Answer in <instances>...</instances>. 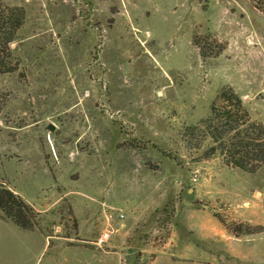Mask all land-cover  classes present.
<instances>
[{"label":"rangeland","instance_id":"rangeland-1","mask_svg":"<svg viewBox=\"0 0 264 264\" xmlns=\"http://www.w3.org/2000/svg\"><path fill=\"white\" fill-rule=\"evenodd\" d=\"M12 6L0 184L36 214L0 217V264H264V165L182 135L222 89L264 127V0Z\"/></svg>","mask_w":264,"mask_h":264},{"label":"trees","instance_id":"trees-1","mask_svg":"<svg viewBox=\"0 0 264 264\" xmlns=\"http://www.w3.org/2000/svg\"><path fill=\"white\" fill-rule=\"evenodd\" d=\"M25 11L20 6L0 8V72L14 68L7 61L5 52L11 53L10 43L22 25ZM225 104L217 107L213 102L209 114L196 123L183 128V138L191 146L206 145L204 158L221 152L228 163L243 170L254 172L264 165V127L251 120L240 96L230 89H222L218 95ZM0 213L17 226L29 229L36 212L17 193L0 184Z\"/></svg>","mask_w":264,"mask_h":264},{"label":"built area","instance_id":"built-area-1","mask_svg":"<svg viewBox=\"0 0 264 264\" xmlns=\"http://www.w3.org/2000/svg\"><path fill=\"white\" fill-rule=\"evenodd\" d=\"M119 216H120V217H122V216H123V214H122V213H120V214H119Z\"/></svg>","mask_w":264,"mask_h":264},{"label":"water","instance_id":"water-1","mask_svg":"<svg viewBox=\"0 0 264 264\" xmlns=\"http://www.w3.org/2000/svg\"><path fill=\"white\" fill-rule=\"evenodd\" d=\"M48 129H50V130H51V129H52V126H49V127H48Z\"/></svg>","mask_w":264,"mask_h":264},{"label":"crops","instance_id":"crops-1","mask_svg":"<svg viewBox=\"0 0 264 264\" xmlns=\"http://www.w3.org/2000/svg\"><path fill=\"white\" fill-rule=\"evenodd\" d=\"M204 238H205V237H204ZM206 238H211V237L207 236Z\"/></svg>","mask_w":264,"mask_h":264}]
</instances>
